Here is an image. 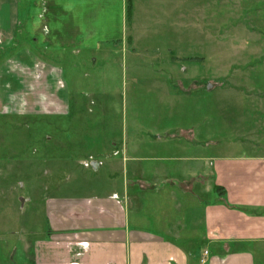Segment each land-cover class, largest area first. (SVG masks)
<instances>
[{"label": "rangeland", "instance_id": "374dc122", "mask_svg": "<svg viewBox=\"0 0 264 264\" xmlns=\"http://www.w3.org/2000/svg\"><path fill=\"white\" fill-rule=\"evenodd\" d=\"M186 2L180 28L173 15L152 17L150 24L165 25L140 35L146 44L155 39L154 55L138 44L136 53L129 48L93 61L71 47L50 58L49 48L36 41L42 4H22L16 34L0 48V264H21L20 250L46 232V198L108 186L113 173L88 166L106 144L110 151L122 143L142 151L153 134L160 153L168 129L179 124L192 127L203 157H264V0ZM168 39L181 40L187 59L180 70L167 60ZM29 53L57 65L61 82L41 72ZM167 88L182 98H168ZM67 94L52 111L46 101Z\"/></svg>", "mask_w": 264, "mask_h": 264}, {"label": "crops", "instance_id": "0c3cea01", "mask_svg": "<svg viewBox=\"0 0 264 264\" xmlns=\"http://www.w3.org/2000/svg\"><path fill=\"white\" fill-rule=\"evenodd\" d=\"M29 1L0 0V48L12 42L22 4ZM33 1L43 8L41 15H36V41L49 48L50 58L64 55L71 47L73 52L87 55L89 61L111 58L129 48L136 53L138 44H146L141 36L147 30L165 25L161 21L150 24L152 17L161 20L173 15L180 28L187 3ZM151 40L143 50L154 55ZM166 44L167 60L180 70V62L187 59L181 40L168 39ZM29 54L41 72L61 82L57 65ZM25 59L29 58L20 61L26 66ZM68 94L62 101L55 97L46 102L52 111H59L63 100L70 98ZM165 94L171 99L182 98L176 89L167 88ZM188 94L184 97L191 98ZM150 139L152 145L142 146V151L123 143L110 151L112 145L106 144L97 159L90 156L89 169L98 172L106 167L113 173L108 186L46 198L41 212L46 232L32 240L25 252L20 250V263L201 264L202 259L205 264H256L258 259L264 263V252L259 251L264 246V157L246 152L203 157L202 143L196 140L192 127L179 124L168 129L161 154L153 143L160 141L159 137L151 134ZM119 173L117 183L113 178Z\"/></svg>", "mask_w": 264, "mask_h": 264}, {"label": "built area", "instance_id": "2783aa9c", "mask_svg": "<svg viewBox=\"0 0 264 264\" xmlns=\"http://www.w3.org/2000/svg\"><path fill=\"white\" fill-rule=\"evenodd\" d=\"M206 254H207V252L204 253V255H206ZM201 264H205V260L204 259H202Z\"/></svg>", "mask_w": 264, "mask_h": 264}, {"label": "water", "instance_id": "95a60500", "mask_svg": "<svg viewBox=\"0 0 264 264\" xmlns=\"http://www.w3.org/2000/svg\"><path fill=\"white\" fill-rule=\"evenodd\" d=\"M207 89H210V85L207 86Z\"/></svg>", "mask_w": 264, "mask_h": 264}]
</instances>
